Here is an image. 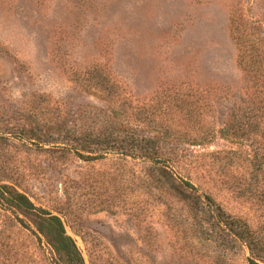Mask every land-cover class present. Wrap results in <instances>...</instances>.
<instances>
[{
	"label": "rangeland",
	"instance_id": "rangeland-1",
	"mask_svg": "<svg viewBox=\"0 0 264 264\" xmlns=\"http://www.w3.org/2000/svg\"><path fill=\"white\" fill-rule=\"evenodd\" d=\"M242 11L264 36V0H0V136L12 137L0 138V175L16 179L37 206L54 213L57 201L66 202V230L87 264H244L247 256L213 233L194 234L190 219L173 210L166 216L154 210L130 164L70 157L64 165L46 163L42 177L47 157L14 133L47 103L72 120L106 107L96 88H85L90 77L120 83L140 105L160 104L177 87L204 91L216 133L208 145L189 148L232 152L229 170L213 173L214 197L264 239V183L250 180L264 171L256 136L249 147L220 133L245 94L230 33L231 14ZM18 216L32 227L29 217L0 207V264H55L45 239Z\"/></svg>",
	"mask_w": 264,
	"mask_h": 264
},
{
	"label": "trees",
	"instance_id": "trees-1",
	"mask_svg": "<svg viewBox=\"0 0 264 264\" xmlns=\"http://www.w3.org/2000/svg\"><path fill=\"white\" fill-rule=\"evenodd\" d=\"M261 31L257 22L248 19L243 11L231 14L230 33L237 46V61L246 85L244 96L234 105L220 133L249 147L248 138L256 136L252 142L264 161V36ZM93 87L107 102L106 107L85 109L72 120L69 112L50 108L47 103L48 109L40 108L37 119L14 133L23 146L33 144L47 157L40 165L42 177L47 176L46 163L50 167L64 165L70 157L87 162L117 159L124 166L130 164L137 169L138 184L149 191L154 210L162 215L173 210V215L190 219V231L194 234L213 233L212 236L247 252L244 264H264L263 237L246 219L227 212L214 197L219 184L213 173L220 176L229 170L232 152H223L227 155L223 157L220 151L196 153L189 148L208 145L216 133L214 109L205 92H187L177 87L178 91L167 95L160 104L140 105L124 86L109 77L101 76L97 80L90 77L85 88ZM9 134L10 131H4L0 138L11 139ZM208 155L215 156L216 161L209 160ZM250 180L264 183V171L253 174ZM57 204L54 209L57 213L37 206L20 190L16 179L0 175V207L32 220L33 228L18 216L23 227L45 239L53 251L55 264H87L65 227L62 216H70L69 207L64 206L66 202L57 201Z\"/></svg>",
	"mask_w": 264,
	"mask_h": 264
}]
</instances>
